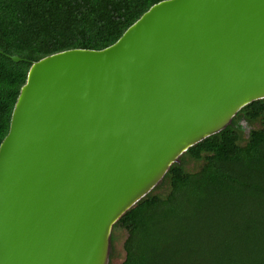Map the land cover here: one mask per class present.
<instances>
[{"label":"water","instance_id":"1","mask_svg":"<svg viewBox=\"0 0 264 264\" xmlns=\"http://www.w3.org/2000/svg\"><path fill=\"white\" fill-rule=\"evenodd\" d=\"M259 100L264 0H164L103 50L32 63L0 144V264H109L117 222Z\"/></svg>","mask_w":264,"mask_h":264},{"label":"trees","instance_id":"2","mask_svg":"<svg viewBox=\"0 0 264 264\" xmlns=\"http://www.w3.org/2000/svg\"><path fill=\"white\" fill-rule=\"evenodd\" d=\"M161 1L0 0V144L32 63L103 50ZM118 224L134 231L124 264H264V100L190 148Z\"/></svg>","mask_w":264,"mask_h":264},{"label":"rangeland","instance_id":"3","mask_svg":"<svg viewBox=\"0 0 264 264\" xmlns=\"http://www.w3.org/2000/svg\"><path fill=\"white\" fill-rule=\"evenodd\" d=\"M240 128L242 129L243 136L246 139L250 131V126H247L246 124H241ZM133 237L134 231L131 230L130 227L118 224L117 222L111 234L109 264H124L128 253L130 241Z\"/></svg>","mask_w":264,"mask_h":264},{"label":"flooded vegetation","instance_id":"4","mask_svg":"<svg viewBox=\"0 0 264 264\" xmlns=\"http://www.w3.org/2000/svg\"><path fill=\"white\" fill-rule=\"evenodd\" d=\"M241 124H244V123H241Z\"/></svg>","mask_w":264,"mask_h":264}]
</instances>
